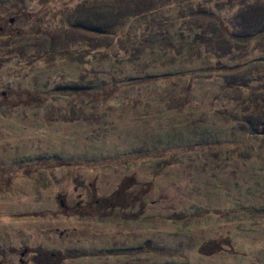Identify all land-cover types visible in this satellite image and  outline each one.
Returning <instances> with one entry per match:
<instances>
[{
    "label": "rangeland",
    "instance_id": "374dc122",
    "mask_svg": "<svg viewBox=\"0 0 264 264\" xmlns=\"http://www.w3.org/2000/svg\"><path fill=\"white\" fill-rule=\"evenodd\" d=\"M263 59L264 0H0V264H264Z\"/></svg>",
    "mask_w": 264,
    "mask_h": 264
},
{
    "label": "water",
    "instance_id": "95a60500",
    "mask_svg": "<svg viewBox=\"0 0 264 264\" xmlns=\"http://www.w3.org/2000/svg\"><path fill=\"white\" fill-rule=\"evenodd\" d=\"M264 62V59H263ZM254 135L260 134V135H264V123L256 130L253 132Z\"/></svg>",
    "mask_w": 264,
    "mask_h": 264
},
{
    "label": "trees",
    "instance_id": "16d2710c",
    "mask_svg": "<svg viewBox=\"0 0 264 264\" xmlns=\"http://www.w3.org/2000/svg\"><path fill=\"white\" fill-rule=\"evenodd\" d=\"M97 15H95L94 17L96 18V19H100V18H102V17H104V15H102V14H98V13H96ZM91 30V29H90ZM98 32H102V30L101 29H99V31ZM50 256H54L53 254H50ZM40 258L42 257V253H40V256H39ZM42 263V262H41Z\"/></svg>",
    "mask_w": 264,
    "mask_h": 264
}]
</instances>
